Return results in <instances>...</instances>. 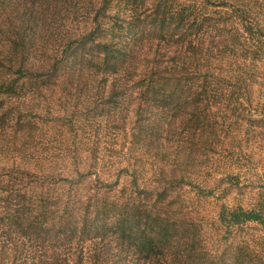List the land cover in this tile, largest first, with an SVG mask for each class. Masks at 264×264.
<instances>
[{
	"label": "trees",
	"instance_id": "obj_1",
	"mask_svg": "<svg viewBox=\"0 0 264 264\" xmlns=\"http://www.w3.org/2000/svg\"><path fill=\"white\" fill-rule=\"evenodd\" d=\"M220 3L0 0V264H264L231 241L264 201L221 205L209 232L186 191L216 187L194 177L200 154L166 161L185 130L218 141L251 116L238 64L260 58L264 0ZM214 46L238 54L226 74L200 61Z\"/></svg>",
	"mask_w": 264,
	"mask_h": 264
},
{
	"label": "rangeland",
	"instance_id": "obj_2",
	"mask_svg": "<svg viewBox=\"0 0 264 264\" xmlns=\"http://www.w3.org/2000/svg\"><path fill=\"white\" fill-rule=\"evenodd\" d=\"M214 1L216 4H221V0ZM223 7L221 5L209 7L208 15L216 18L214 9L224 10ZM261 12V19L264 20V10ZM229 24L220 23V29L217 31L215 29V43L223 41V37L220 38L218 34L227 31ZM261 37L264 42V33ZM209 44L206 38L204 46ZM258 56L261 59L249 54L238 64L239 69L249 70L256 76V81L250 86V94L247 99H244L246 109L251 113V116L245 114L247 117L234 118L235 121L231 122L227 131L223 130L222 133L218 131L220 134L218 141L213 136L212 130L205 129L200 132L192 128L195 132L185 130L186 134H182L183 147L182 145L179 147L177 143L174 144L171 141L167 143L172 152L169 158L167 157L168 164L178 166L181 159H184L183 154L199 153L202 158V161H199L200 171L197 172L198 176L194 175V177L203 186L214 187L216 184L213 194L209 196H203L202 193L197 192L195 187H186L189 202L192 205V210L189 211H193L194 214H198L200 218L204 219L209 232H212V219L221 210V205L226 204L227 207L242 205L244 208H251L258 202L264 201V45L260 46ZM226 60L228 61L226 62ZM200 61L209 66L214 73L226 74L230 71L228 66L233 61H238V54L236 53L232 58L229 55L222 57L217 46H214L210 55L200 54ZM239 74V72H232V75ZM216 107H212V110H215ZM118 118H115V121ZM220 129L221 127H219ZM209 144H212L213 147H210ZM179 148H181L180 154L177 157L175 154ZM170 165L167 166L172 169ZM156 172L162 173L158 168ZM232 174L236 175L234 179L228 177V175L232 177ZM103 177L110 181L115 179L113 175L109 176L107 173ZM123 181H127V179L125 178ZM231 241L234 243L245 242L258 255V258L264 261V223L249 222L244 230H236L231 235Z\"/></svg>",
	"mask_w": 264,
	"mask_h": 264
}]
</instances>
